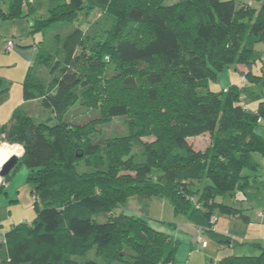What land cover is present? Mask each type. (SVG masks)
<instances>
[{
	"label": "trees",
	"instance_id": "16d2710c",
	"mask_svg": "<svg viewBox=\"0 0 264 264\" xmlns=\"http://www.w3.org/2000/svg\"><path fill=\"white\" fill-rule=\"evenodd\" d=\"M24 1L0 0L8 5L0 8L1 18L25 17L31 31L67 19L75 23L96 8L114 19L101 40H93L82 26L63 40L64 66L53 90L28 73L24 97L42 98L49 116L35 119L17 107L11 122L0 128L3 142L23 146L3 181L24 164L36 196L33 220L13 224L0 241V264H77V256L93 250L103 262L83 264L174 263L178 239L171 232L145 216L115 211L133 194L166 197L201 233L232 244L231 236L215 229L213 217L216 210L236 214V207L217 197L251 187L252 173L259 169L254 153H264V136L257 129L264 121V97L253 111L239 85L215 92L208 81L240 65L248 69L245 81L255 80L251 69L256 47L264 42V4L50 0V19L40 24L43 19L31 7L27 12ZM109 66L115 75L106 76ZM78 100L99 105L101 116L85 124L66 120ZM117 116L126 117L127 134L93 142L98 123ZM204 133L212 136V144L195 150L188 139ZM137 145L142 148L136 154ZM100 214L107 219L97 221ZM166 225L175 228L172 222ZM217 264H264V249L256 255L228 254Z\"/></svg>",
	"mask_w": 264,
	"mask_h": 264
},
{
	"label": "rangeland",
	"instance_id": "374dc122",
	"mask_svg": "<svg viewBox=\"0 0 264 264\" xmlns=\"http://www.w3.org/2000/svg\"><path fill=\"white\" fill-rule=\"evenodd\" d=\"M49 1L50 0H25L23 8L27 12L29 11L30 7L33 8L34 15L40 19H43L39 21L40 24H42V22H46L50 19L49 17L51 13H49L47 8ZM178 1L179 0H163V4L169 5ZM241 1L242 0H237V3L240 4ZM262 4L263 0H253L252 2V5L257 8ZM1 7L4 10H7L8 5L7 3H1ZM113 19L114 18L109 16L103 9L96 8L91 12L89 17H83L81 15L79 19L75 21V23L69 21L68 19L61 22H56L53 23L52 27L45 29V31H30V26H28L29 30L25 35L22 32L24 29V24H28L25 17H20L17 21L3 19V21H9V23L6 25V30L3 31V33H6L11 38L13 37L14 41L17 43V48H33V51L35 52V58L41 54L39 59H35V65L31 70V75L35 78H40L42 81L41 84L44 85L45 90L49 89L50 91L53 90V82L55 81L56 77L60 76L62 72L61 69L64 66L65 55L62 51V47L60 48V46H62L60 44H62L63 40H65L67 36L76 29V26H82L85 28L86 31L90 33L92 37H94L93 40L95 38L97 40H101L105 38V30L110 28ZM22 41H25V43ZM87 44L91 45V41H89ZM80 50L81 47H78L77 52H80ZM256 50L257 60H259V56L264 54V42L259 43L256 47ZM46 54H48V56ZM256 64L258 65L257 61L255 65ZM11 70H14L13 65L11 66ZM254 71L256 77L255 80L245 82L241 80L242 77L237 69H234L233 66L227 67L222 72H219L216 79H210L208 81V88L218 92L221 91L227 82L231 83L233 86L239 85V87L244 90V98L249 108L253 111L257 110L259 99L264 97V67L258 65L257 68L255 67ZM105 72H107L106 76L116 74L111 66H109ZM8 83L12 86V91L11 96L7 100L13 102L17 98V93L15 90L16 79H11ZM206 89V87H201L200 91L204 92ZM40 100H42V98H40L38 101L40 102ZM39 104L41 105L42 103L40 102ZM40 105L29 104L27 107H24V110L35 119H45L47 116H49L51 110L50 108H44L43 113L41 112L42 106ZM99 107V105L96 107L84 106L82 101L78 100L74 103V105L71 106L65 118L74 124H85L101 116V110ZM95 128L98 133L96 132L97 135L95 137L93 136V142L100 140L103 141V139L105 140L109 137L122 136L128 132L127 119L125 116L113 117L107 122L98 123ZM257 129L259 131L260 129L264 131V122L259 123L257 125ZM143 139L152 140L153 138L143 137ZM188 141L195 150L204 151L212 144V136L209 133H204L199 136L190 137ZM141 148L142 147L140 145H137L133 148V152L137 154L140 152ZM253 158L258 164L259 168L263 166L261 159L263 158L264 160V153H254ZM23 168L26 170V166L24 164L20 165L14 171L13 176L18 174ZM257 172L259 171L257 170L256 173ZM20 180L18 178V180L15 181V186L19 189V191H16V196L20 198L22 205H18L17 208L13 209L12 215L10 217L6 212H1V219L7 216V219H4V225L8 227V229L13 225L12 223L22 222L21 220H17V218L14 217L24 214L26 215L24 217L27 218V221H32L36 214L34 205H32V209H30V205L25 206L23 204L25 201L24 198L26 199V197L30 198L32 196L31 192L28 191L31 185L28 183V185L26 184L27 186H25V184L23 186V183L25 182L24 180L23 182H20ZM25 190L28 191L26 192L28 195H26ZM234 196L236 198H238L237 196L245 198V193H243L241 189H237ZM33 198H36L34 194ZM217 199L222 201L223 197L218 196ZM238 200L242 199L238 198ZM234 206L236 207V205ZM258 207L259 204L254 202L253 204H250V209H246V211L248 210L247 213L253 217V220H251L252 223L253 221H256V224L260 221L256 216V212L259 210ZM115 211L117 213L125 211L130 214L145 216L149 218L153 224L157 223V225H159L157 227H160L161 225L166 226V230L169 226L166 225L167 222H172L176 226L177 237L176 235L173 236L178 239V247L175 254V262L169 264H210L211 260L217 261L228 254L256 255L262 251V249L255 244L257 241L256 237L258 235L251 234V237H255L254 239H251L248 230L245 227H241L243 220L237 222L233 219H230L227 214H223L219 210H216L214 213V216L217 219L215 223V229L231 236L232 244L219 243L211 236H208L207 233H201V230L197 225L192 223L186 217V215L176 214L171 202L166 197H162L160 195L145 197L140 194H133L127 198L122 206L117 207ZM239 211L240 209L237 206L236 213ZM106 219L107 216L104 214L96 216V220L99 222L105 221ZM168 228L171 230L170 226ZM0 232H2V229H0ZM200 238H203L206 241V245L203 244L202 240H199ZM76 259L78 261L77 264H83V262L87 259H97L103 262L101 257H97L95 255L94 250L89 251L84 255H79L76 257ZM113 264H123V262L117 260Z\"/></svg>",
	"mask_w": 264,
	"mask_h": 264
},
{
	"label": "crops",
	"instance_id": "0c3cea01",
	"mask_svg": "<svg viewBox=\"0 0 264 264\" xmlns=\"http://www.w3.org/2000/svg\"><path fill=\"white\" fill-rule=\"evenodd\" d=\"M263 4H264V0H263ZM0 8H2L1 3H0ZM19 18H13V19H8V20L17 21ZM26 22L28 24H24V27H23L24 29L22 30L24 35L29 30L28 26H30V31H31L30 22L27 19H26ZM8 23L9 21H3V19L0 16V128H2L3 126L11 122V120L13 119L15 109L17 107H21L22 109H24V107H27L29 104L40 105L39 103L41 102V100L40 102L38 101L40 98L27 100L24 97V82L27 79L28 73L29 72L31 73V70L34 68L33 66L35 65V59L37 58V56L35 58V55H34L35 52L33 51V48H29V49L17 48L16 47L17 43L14 41L13 37L11 38L6 33H3V31L6 30V25ZM9 40H12L14 42L12 49H8L7 47ZM22 42L25 43V41H22ZM257 63L258 65L264 67V54L259 56V60H257ZM12 65L14 66L13 71L11 70ZM258 65L254 64L253 68L251 69L254 74H255V71H254L255 67L257 68ZM234 69H237L240 72L241 77L243 73L248 71V69L244 65H240L239 67H234ZM11 79L12 80L16 79L15 90L17 94L16 93L15 94L17 95V98L13 102H10V100H7L11 96V91H12V86L9 85L8 83ZM230 86H231V83L227 82L225 83L222 89H227ZM241 98L242 100H244L245 105L249 108L248 104L245 101L244 93L241 96ZM40 106H42L41 112H43L44 107L42 104ZM258 132L264 136V131L260 129V131L258 130ZM2 143L4 142L2 141V138L0 136V146ZM261 161L263 162V166L258 169L259 172L252 173V175L254 174V177L253 179H251L252 180L251 187H249L245 192L241 190L243 193H245V198H241L240 196H237L239 199H242V200H238V198H236L235 196L233 197L227 196V197H224L222 200L226 201V203L228 204H233V205H236V207L237 206L239 207L240 211L238 213L227 214V215L230 217V219H233L237 222L243 220L241 227L242 228L245 227L248 230V232L250 233L251 239L255 238V237H251V234L258 235L256 237V240H257L256 244H259V246L258 245L256 246L260 247L263 250L264 249L263 248L264 246V160L263 158L261 159ZM28 174H29V170L26 167V170H24V168L21 169V171L18 174H15L14 176L12 175L11 179L8 181H3V177L0 178V185L1 184L3 185L2 188H0V227H1L0 229H2V232H0V241H4V235L6 231L8 230V227L4 225L5 223L4 219H7V216L1 219V212H4V213L6 212L7 215L10 217L12 215L13 209L17 208L18 205H22L20 198L16 196V191H19V189L15 186V181L18 180V178L19 180L21 179L20 182H23L24 180L25 183H23V186L24 184L25 186H27L28 183H30L31 185L30 189L28 188L29 189L28 191L31 192L32 196L30 198L28 197H26V199L24 198L25 201L23 204L25 206L30 205V209H32V205H34L33 204L34 198H33V193H32V189L34 185L28 181L27 179ZM28 191L25 190V193ZM26 195L28 194L26 193ZM254 202H257L259 204V207H258L259 210L256 212V216L259 218L260 221L258 220L259 222L257 224H256V221H253L252 223L251 220H253L252 219L253 217L247 213L248 210L246 211V209H250V204H253ZM242 214L248 215L249 218L245 220L244 218H242ZM24 216L26 215L21 214L18 217H14V218H17V220H21L22 222L27 221V218H25ZM255 220H256V217H255ZM12 224H16V223H12ZM153 225L156 227L159 226L157 225V223ZM168 227H167V230L170 231L174 236L176 235L177 237L176 226L174 229L171 228V230H169ZM157 228L167 231L166 226H163V225ZM248 238H249V235H248ZM261 244H263V246Z\"/></svg>",
	"mask_w": 264,
	"mask_h": 264
},
{
	"label": "water",
	"instance_id": "95a60500",
	"mask_svg": "<svg viewBox=\"0 0 264 264\" xmlns=\"http://www.w3.org/2000/svg\"><path fill=\"white\" fill-rule=\"evenodd\" d=\"M22 154H23V151L20 154L19 153H13L3 162V164L0 167V176L1 177H5V176L9 175L13 171V169L18 164Z\"/></svg>",
	"mask_w": 264,
	"mask_h": 264
},
{
	"label": "bare ground",
	"instance_id": "6f19581e",
	"mask_svg": "<svg viewBox=\"0 0 264 264\" xmlns=\"http://www.w3.org/2000/svg\"><path fill=\"white\" fill-rule=\"evenodd\" d=\"M23 147L20 144L11 145L7 142H4L0 146V166L3 162L13 153H22ZM1 178V176H0Z\"/></svg>",
	"mask_w": 264,
	"mask_h": 264
},
{
	"label": "built area",
	"instance_id": "2783aa9c",
	"mask_svg": "<svg viewBox=\"0 0 264 264\" xmlns=\"http://www.w3.org/2000/svg\"><path fill=\"white\" fill-rule=\"evenodd\" d=\"M13 45H14V42L12 40H9L8 41V44H7L8 49H12ZM245 74H246V72L242 74V79L243 80H246V75ZM258 120L261 121L262 118L260 117ZM215 220H217V219L214 216L213 217V221H215ZM199 240H202L203 241V244L206 245V241L203 238H200ZM211 264H217V261H213Z\"/></svg>",
	"mask_w": 264,
	"mask_h": 264
}]
</instances>
